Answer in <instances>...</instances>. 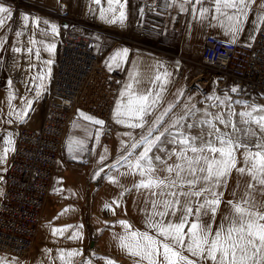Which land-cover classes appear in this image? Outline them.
<instances>
[{"label":"crops","instance_id":"obj_1","mask_svg":"<svg viewBox=\"0 0 264 264\" xmlns=\"http://www.w3.org/2000/svg\"><path fill=\"white\" fill-rule=\"evenodd\" d=\"M23 2L16 8L13 0H0V3L10 8L13 13L12 19L6 21L4 27L0 28V41H3L0 45V155L5 156L4 162L0 163V203L5 190L6 168L13 158L19 128L23 126L32 131H39L43 123L49 104L47 95L59 53L62 29L60 15H68L79 22L75 30L94 39L97 50L102 54L101 67L109 73L119 72L122 75V82L107 122L83 109H78L75 119L70 122L30 257L22 261L17 257L0 253V261H3V264H89V262L105 264L106 259H111L115 264H133V259L119 248L116 237L125 233L119 222L126 221L133 230L144 231L145 210H151L150 204H146L145 201L155 197H149L146 189L137 191L133 188V184L140 180L139 175H121L129 171L127 167L122 166L124 163L122 157L129 150L124 147L122 141L131 145L133 141L128 134L131 133L132 137L139 140L143 130L117 123L116 103L127 102V96L122 99L120 93L125 90V85L131 82L130 75H134L139 81V84H134V88L151 92L153 95L158 93L160 96L157 111L146 117L147 120L154 119L169 104H175L173 112L169 117H165L166 123L169 118H174L173 114L182 115L185 106L191 105H195L200 111L196 113V117H189V122L197 117L203 119L205 111L212 114L222 113L225 119L230 110L236 113L251 111V107H245L253 105L252 99L247 96L250 91L236 88L237 91L232 92L233 86L229 85L221 91L209 93L207 97L212 99H208L190 88L198 72L195 63H199L202 58L206 38L212 36L233 43V37L217 19H213L216 13L215 4L211 0H201V3L191 0L184 4L183 11L180 8L182 0H177L176 3L172 0H111V2L100 0L98 4L95 0H23ZM147 4L152 5L153 9L144 14V7ZM260 4L261 0H255L250 6L243 30L235 37L234 43L254 42L262 26V23L258 25V17H264V8H261ZM201 6L211 9L203 18L199 12ZM193 9L196 11L193 12ZM120 11L125 13L123 24L119 22ZM17 13L18 17L14 20ZM102 13L104 18L101 16ZM25 15L29 17L27 27L22 20V16ZM113 18L117 22L110 23ZM33 19H39L38 27L33 23ZM140 19L142 24L136 26ZM45 20L48 21L47 24L43 23ZM51 25L56 26V33L51 31ZM18 31L23 33L20 37L16 36ZM33 40L35 43H31ZM15 42L18 47L13 46ZM53 44L55 48L49 51ZM16 48L20 49L18 53L21 56L19 60L10 62L11 54L17 53L13 50ZM28 49H32L31 54ZM122 49H128L126 57L121 52L115 60L110 59ZM47 61L51 63L48 64ZM41 74L44 76L43 80L39 79ZM180 92L183 94L178 95ZM226 96L229 99L220 104V101H225ZM215 97H219L220 101ZM29 101L30 107L27 106ZM255 106L264 107V98L259 99ZM21 111L27 112L23 119L15 115ZM10 112H13V115L10 116ZM81 112L85 116L102 120L103 125L85 120L80 116ZM253 115L259 116L261 113L254 112ZM232 121L237 128L250 127L258 136L264 135L259 133L255 124L242 123L238 115L233 116ZM215 123L222 131H232L231 128L225 129L219 121ZM9 140L11 144L7 143ZM245 143L251 147L256 143V137L247 136ZM165 147L172 149L174 146ZM139 151L140 149H137V152ZM253 151L257 149L253 148ZM241 152L243 149L237 152L238 161L242 160ZM153 153L167 159L163 152H155L154 149ZM101 157H104L103 161ZM134 157L135 153L129 160H133ZM117 160H121V164H117ZM113 164H116L115 169L111 167ZM237 166L242 165L238 163ZM101 168L104 170L100 171ZM112 177L118 183H113L110 179ZM250 179L247 175L240 176L233 171L228 179V187L224 191L223 202L217 211L215 224L227 214L225 202L239 199L246 188L244 182ZM260 187L256 184L251 189L257 200L261 199L258 191ZM114 201H118L119 206L114 204ZM64 228L67 231L63 234H53V229ZM77 230L80 237L72 239L71 236ZM74 250L80 255L68 257L67 253ZM61 253L64 254L63 257Z\"/></svg>","mask_w":264,"mask_h":264},{"label":"snow or ice","instance_id":"obj_2","mask_svg":"<svg viewBox=\"0 0 264 264\" xmlns=\"http://www.w3.org/2000/svg\"><path fill=\"white\" fill-rule=\"evenodd\" d=\"M95 2L98 4L100 0ZM172 2L176 3L177 0ZM189 2L191 0H182L180 3L182 11L185 10L184 4ZM195 2L201 3V0ZM211 2L215 4L216 15L213 19H217L221 26L226 28L232 35L234 43L235 37L243 30L244 20L255 0ZM260 7L264 8V0H261ZM229 9L234 11L229 12ZM195 11L193 9V12ZM199 12L203 18L211 9L201 6ZM12 15L11 9L0 3V28L4 27L6 21L12 19ZM101 16L104 18L103 13ZM221 17L223 19H220ZM124 19L125 13L120 11L119 22L123 24ZM22 20L27 27L29 17L22 16ZM109 22L117 21L113 18ZM33 23L38 27L40 21L33 19ZM43 23L47 24L48 21L45 20ZM260 23H264V17H258V25ZM51 31L56 33L55 25H51ZM22 34L20 31L16 32L17 37ZM2 43L3 41H0V45ZM54 48L53 44L49 51ZM13 50L20 51L18 48ZM28 52L31 54L32 49H28ZM121 52L126 57L128 49L118 50L116 56L110 59L115 60ZM46 63L50 64L51 61ZM109 68L111 70V65ZM43 78L41 74L39 79ZM130 81L120 93L122 99L127 96V102L117 101L115 117L117 123L132 129L140 128L143 132L139 140L132 137L131 133L128 134L133 141L131 145L122 141L124 147L129 149L122 157L124 162L122 166L127 167L129 171L121 175H139L140 180L133 184V188L137 191L146 189L149 197L155 199L145 201L146 204H150L151 210H145L144 231L133 230L126 221L119 222L125 230L123 235L116 237L120 250L133 259V264H264V135L258 136L250 127L237 128L232 121V117L238 115L242 123L255 124L259 133H264V107L245 105L246 108L251 107V111L236 113L230 110L227 119L222 113L212 114L205 111L203 119L197 117L189 122V117H196V113L200 111L195 105H191L185 106L182 115L173 114L174 118H169L166 123L165 117H169L175 107V104H169L154 119L147 120L146 117L157 111L160 96L158 93L153 95L151 92L134 88V84H139L134 75H130ZM231 91L236 92L237 89L233 87ZM36 94L39 96V92ZM215 99L220 101L219 97ZM228 99L226 96L225 101ZM225 101H220V104H224ZM30 104L29 101L27 106L30 107ZM254 112L261 115L254 116ZM9 115H13V112ZM15 115L23 119L27 112L21 111ZM80 116L96 125L102 126L104 123L102 120L85 116L82 112ZM209 116L212 118L208 119ZM215 121H219L225 129L231 128L232 131H222ZM249 135L256 137V143L251 147L245 143V138ZM7 143L11 144V141ZM165 145L174 147L168 149ZM253 148L257 151H253ZM137 149L140 151L137 152ZM154 149L155 152H163L167 159L153 153ZM241 149L242 160L238 161L237 152ZM134 153V159L129 160ZM103 159L104 157H101V161ZM4 160L5 156L0 155V163ZM238 163L242 166L238 167ZM117 164H121V160H117ZM111 167L115 169L116 164ZM133 169L135 171H132ZM233 171L240 176L247 175L251 179L244 182L246 188L239 199L225 202L227 214L215 224L217 211L223 202L224 191L228 187V179ZM110 179L113 183H118L114 177ZM256 184L261 186L258 189L260 200H257L251 191ZM239 186L238 184L237 188ZM235 196L234 190L233 197ZM113 203L119 206L118 201ZM65 231L66 228L53 229V234H63ZM79 237L78 230L71 236L72 239ZM63 255L61 253V257ZM76 255L80 253L75 250L67 253L68 257ZM0 264H3V261H0ZM105 264L115 262L106 259Z\"/></svg>","mask_w":264,"mask_h":264},{"label":"built area","instance_id":"obj_3","mask_svg":"<svg viewBox=\"0 0 264 264\" xmlns=\"http://www.w3.org/2000/svg\"><path fill=\"white\" fill-rule=\"evenodd\" d=\"M13 2L17 7L24 3ZM152 9L147 4L144 14ZM59 19V53L43 123L39 131L19 128L0 203V253L22 261L33 252L70 122L78 109L107 122L122 82L119 72L101 67L102 54L94 39L75 30L79 22L68 15ZM141 24L142 19L136 26ZM195 64L203 73L198 88L210 86L211 92H217L230 85L264 95V23L250 44L207 37L202 58Z\"/></svg>","mask_w":264,"mask_h":264},{"label":"rangeland","instance_id":"obj_4","mask_svg":"<svg viewBox=\"0 0 264 264\" xmlns=\"http://www.w3.org/2000/svg\"><path fill=\"white\" fill-rule=\"evenodd\" d=\"M16 5V4H15ZM16 8H17V6H16ZM18 17V13L15 15V17H14V20H16V18ZM15 25H16V22H15V24H14V28H15ZM24 38V37H23ZM13 46H15V47H18V45H17V42H15L14 44H13ZM23 53V52H22ZM21 53V54H22ZM19 53L17 52L16 54H11L12 55V61H10V62H14V60H19V58H20V54L18 55ZM197 69H198V72H197V74L195 75V77H194V80H193V84L190 86V88L191 89H194V90H197L198 92H200L202 95H204L206 98H208L207 97V95H209V93L210 94H212V93H215V92H211V87L210 86H208V87H205V88H203L204 90H201L200 88H198L196 85L198 84L197 82H199V80L203 77V73H202V70L200 69V68H198L197 67ZM235 88H237V87H235ZM238 89V88H237ZM249 94L247 95L248 97H250L251 99H252V104L253 105H256V103H257V101H259V99H261V98H264V95H259V94H257V93H254V92H248ZM226 102V101H225ZM232 104H233V102H231ZM234 105V104H233ZM236 105H238V104H236Z\"/></svg>","mask_w":264,"mask_h":264},{"label":"bare ground","instance_id":"obj_5","mask_svg":"<svg viewBox=\"0 0 264 264\" xmlns=\"http://www.w3.org/2000/svg\"><path fill=\"white\" fill-rule=\"evenodd\" d=\"M20 18V17H19Z\"/></svg>","mask_w":264,"mask_h":264}]
</instances>
